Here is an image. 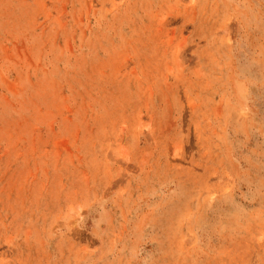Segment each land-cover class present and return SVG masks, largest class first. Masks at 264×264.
<instances>
[{
  "label": "rangeland",
  "instance_id": "obj_1",
  "mask_svg": "<svg viewBox=\"0 0 264 264\" xmlns=\"http://www.w3.org/2000/svg\"><path fill=\"white\" fill-rule=\"evenodd\" d=\"M0 264H264V0H0Z\"/></svg>",
  "mask_w": 264,
  "mask_h": 264
}]
</instances>
